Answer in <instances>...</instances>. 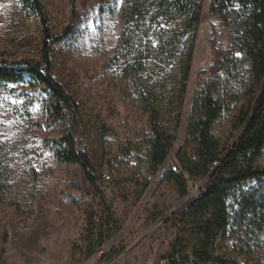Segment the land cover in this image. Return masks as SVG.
<instances>
[{"label": "rangeland", "instance_id": "374dc122", "mask_svg": "<svg viewBox=\"0 0 264 264\" xmlns=\"http://www.w3.org/2000/svg\"><path fill=\"white\" fill-rule=\"evenodd\" d=\"M41 1L55 35L70 29L62 42L52 46L51 55L54 75L72 104L61 119L53 121L50 98L43 89L29 90L23 84L0 86V158L6 167L1 177L4 187L0 188V264H158L171 251L175 238L167 219L187 200L164 175L185 143L193 99L210 81L223 106L213 134L233 141L235 116L248 101L249 66L245 63L230 71L225 65L215 77L209 74L212 28L217 29V49L231 56L236 47L231 45L230 27L224 18L211 13V0H204L176 144L136 201L135 186L125 179L142 177L150 128L113 59L120 29L117 15L102 13L100 0ZM122 1L116 0L118 8ZM42 41L41 24L33 13L19 0H0V60H40ZM70 133L99 169L98 186L112 201L122 225L89 257L87 219L90 214L103 215L101 198L81 167L58 161L49 146V141ZM258 164L264 167V153ZM121 181L131 193L128 201L118 195ZM196 183L200 187L203 181ZM255 185L248 182L236 193ZM11 201L19 208L11 207ZM230 203L236 207L235 200ZM112 250L119 253L107 263L104 259Z\"/></svg>", "mask_w": 264, "mask_h": 264}, {"label": "trees", "instance_id": "16d2710c", "mask_svg": "<svg viewBox=\"0 0 264 264\" xmlns=\"http://www.w3.org/2000/svg\"><path fill=\"white\" fill-rule=\"evenodd\" d=\"M19 1L40 21L41 59H1L0 86L23 84L29 90L43 89L50 98L49 117L58 121L72 101L54 75L51 49L64 40L70 29L55 35L41 0ZM100 2L102 13L117 15L120 29L113 59L147 115L150 128L142 177L125 179L135 186L133 193L138 201L176 144L204 0H123L119 8L116 0ZM210 11L220 14L230 27L229 39L239 55L228 56L226 50L215 47L217 29L213 27V59L208 72L215 77L225 65L233 71L247 63L248 101L235 116V139L226 142L212 131L223 106L215 98L211 82H205L196 93L185 143L164 175V180L173 182L179 195L187 200L167 219L175 238L171 251L158 264H264V167L258 164L264 153V0H211ZM49 146L58 161L78 164L101 198L103 215L90 214L86 224V253L92 256L122 225L112 201L98 186L99 169L89 153L78 147L74 135L53 139ZM107 163L115 171L110 161ZM5 170L0 158L1 189ZM198 180L203 181L200 187ZM248 182L256 185L237 194V189ZM125 183L118 182V195L128 201L131 193L126 191ZM9 205L19 208L15 201ZM118 253L110 251L105 262Z\"/></svg>", "mask_w": 264, "mask_h": 264}, {"label": "built area", "instance_id": "2783aa9c", "mask_svg": "<svg viewBox=\"0 0 264 264\" xmlns=\"http://www.w3.org/2000/svg\"><path fill=\"white\" fill-rule=\"evenodd\" d=\"M232 55L235 56V57H237V56L239 55V50L236 49L235 51H233V52H232ZM112 68H114V67H112ZM104 177H105L107 180H110V179H111V176L108 175V174H105Z\"/></svg>", "mask_w": 264, "mask_h": 264}]
</instances>
